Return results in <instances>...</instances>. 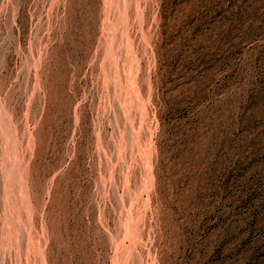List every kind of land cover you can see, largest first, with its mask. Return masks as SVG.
I'll return each instance as SVG.
<instances>
[{
    "label": "rangeland",
    "instance_id": "1",
    "mask_svg": "<svg viewBox=\"0 0 264 264\" xmlns=\"http://www.w3.org/2000/svg\"><path fill=\"white\" fill-rule=\"evenodd\" d=\"M0 264H264V0H0Z\"/></svg>",
    "mask_w": 264,
    "mask_h": 264
},
{
    "label": "bare ground",
    "instance_id": "2",
    "mask_svg": "<svg viewBox=\"0 0 264 264\" xmlns=\"http://www.w3.org/2000/svg\"><path fill=\"white\" fill-rule=\"evenodd\" d=\"M136 101V100H135ZM7 155V154H6ZM140 217V216H139Z\"/></svg>",
    "mask_w": 264,
    "mask_h": 264
}]
</instances>
